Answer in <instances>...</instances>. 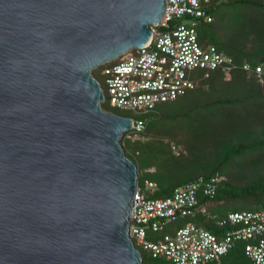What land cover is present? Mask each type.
I'll return each mask as SVG.
<instances>
[{
    "label": "water",
    "instance_id": "1",
    "mask_svg": "<svg viewBox=\"0 0 264 264\" xmlns=\"http://www.w3.org/2000/svg\"><path fill=\"white\" fill-rule=\"evenodd\" d=\"M166 0H0V264H142L133 118L93 71L152 37Z\"/></svg>",
    "mask_w": 264,
    "mask_h": 264
},
{
    "label": "trees",
    "instance_id": "2",
    "mask_svg": "<svg viewBox=\"0 0 264 264\" xmlns=\"http://www.w3.org/2000/svg\"><path fill=\"white\" fill-rule=\"evenodd\" d=\"M206 4L213 19L196 25L199 40L233 59L229 79L222 66L192 70V88L160 103L156 111L137 116L110 103L103 70L115 61L93 71L106 95L105 109L146 119L137 136H128L136 130L125 133L123 144L137 163L139 185L145 189L146 181L157 184L147 189L150 197H168L175 187L200 177L220 178L214 196L200 191L199 204L205 210L169 222L159 231L149 229L153 240L188 222L222 236L231 226L218 224L219 219L237 210L264 209V75L256 71V66H264V0H208ZM244 64L251 68L245 69ZM245 244L236 241L219 260L206 264H253ZM137 247L142 264H169L165 257Z\"/></svg>",
    "mask_w": 264,
    "mask_h": 264
},
{
    "label": "built area",
    "instance_id": "3",
    "mask_svg": "<svg viewBox=\"0 0 264 264\" xmlns=\"http://www.w3.org/2000/svg\"><path fill=\"white\" fill-rule=\"evenodd\" d=\"M208 0H166L164 13L152 26L151 39L141 48L122 56L104 67L113 107L133 110L137 116L156 111L160 103L174 100L194 86L190 72L195 69H214L222 66L229 79L233 59L213 44L199 40L196 25L212 21L207 10ZM174 24H171V22ZM250 69L249 64H244ZM259 76L264 66H256ZM132 117V116H131ZM133 118L129 137L137 136L146 127V119ZM129 132V131H128ZM219 176L175 187L168 197H150L147 189L156 183L146 181L145 189L138 186L131 209L130 235L135 244L151 251L154 257H165L169 264H206L219 260L235 244L245 241V253L253 264H264V209L237 210L219 219L229 224L222 236L188 222L160 240L148 237L149 229L159 231L165 224L184 218L205 207L200 206V191L215 195Z\"/></svg>",
    "mask_w": 264,
    "mask_h": 264
},
{
    "label": "rangeland",
    "instance_id": "4",
    "mask_svg": "<svg viewBox=\"0 0 264 264\" xmlns=\"http://www.w3.org/2000/svg\"><path fill=\"white\" fill-rule=\"evenodd\" d=\"M124 140V139H123ZM123 140H122V142H123Z\"/></svg>",
    "mask_w": 264,
    "mask_h": 264
}]
</instances>
